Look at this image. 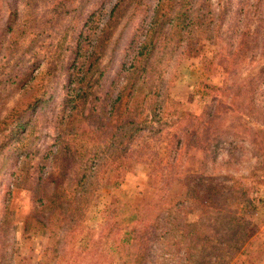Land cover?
<instances>
[{
	"label": "trees",
	"instance_id": "1",
	"mask_svg": "<svg viewBox=\"0 0 264 264\" xmlns=\"http://www.w3.org/2000/svg\"><path fill=\"white\" fill-rule=\"evenodd\" d=\"M72 2L67 0L56 17L52 15L42 22L61 27L60 17L73 14L59 32L57 58L49 68L54 93L30 96L19 112L14 110L0 142L2 166L20 162L25 170L37 158L30 176L34 193L30 221L55 238L51 246L54 259L60 261L65 256L69 236L81 222L101 219L106 225L105 244H114L120 232L116 245L125 252L120 264L264 261L262 235L258 233L262 225L258 211L263 201L255 188L263 183L262 177L252 173L247 177L249 183L225 168L231 161L224 159L211 141L204 148L205 168L184 181L183 200L163 193L157 201L140 208L118 205L120 212L112 210L108 218H100L96 209L101 181L109 172L130 170L132 163L140 159L139 152L144 151V144L138 147L135 143L146 133H160L171 127V131L178 132L176 146L196 136L198 123L185 125L186 116L166 109L168 80L163 77V66L169 67V61L174 60V67L179 68V57L187 51L183 45L197 34L216 38L212 26L223 23L226 15L229 21L232 18L229 3L220 6V0H155L149 9L145 0H117L107 9L102 1L98 10L83 16V0L70 10ZM7 7L12 15L5 19L2 32L14 39L7 48L12 56L20 50L24 30L15 28L19 21L16 6ZM239 10L242 12L243 7ZM138 12L147 15L132 28L131 21ZM24 25L31 26L28 22ZM231 30L229 24L218 26L229 40L235 32ZM68 52L70 64L61 76ZM12 78L25 82L29 76ZM46 138L51 142L42 146ZM220 143L227 153L235 145L229 137ZM174 146L165 153H171ZM173 162L169 163V175L161 176L163 183L174 182ZM195 205L202 211L198 220L190 223L187 211ZM34 225H29L27 231Z\"/></svg>",
	"mask_w": 264,
	"mask_h": 264
},
{
	"label": "rangeland",
	"instance_id": "2",
	"mask_svg": "<svg viewBox=\"0 0 264 264\" xmlns=\"http://www.w3.org/2000/svg\"><path fill=\"white\" fill-rule=\"evenodd\" d=\"M66 1L0 0V120L7 122L5 125L0 122V142L6 135L3 130L7 126L9 128V118L14 110L19 112L20 106H24L30 96L54 93V78L49 68L57 58L55 49L59 32L73 14L60 17L61 27L44 25L42 22L52 15L56 17ZM102 1L107 9L117 2L83 0V16L98 10ZM145 1L149 9L155 2ZM247 1L249 3L246 0H220V6L229 3L232 18L229 21V15H226L223 23L212 26L216 38H209L205 33L197 34L183 45L187 51L186 55L179 57V68L174 67V60L169 61V67L163 66V77L168 80L166 109L186 116L185 125L191 127L198 123L196 136L186 138L176 146L178 132L171 131V127H165L160 133H146L135 143L138 147L144 144V151L139 152L140 159L132 163L130 170L109 172L101 181L95 197L100 218L110 217L112 210L120 212L118 205L146 206L157 201L163 193L171 199L183 200L186 193L184 181L205 168L203 162L207 161V153L204 148L211 141L219 154L231 161L225 168L246 179L252 173L262 177L263 183L256 184L255 188L260 190L259 197L263 201L258 211L262 223L258 233L262 235L263 252L264 0ZM77 2L73 0L69 9L73 10ZM8 4L16 6L14 11L18 12L16 30H24L20 35V50L12 56L8 55L7 48L14 39L4 36L2 32L5 19L12 15ZM241 7L242 12L239 10ZM146 15L138 12L131 21V27L139 26ZM23 22L31 26H23ZM223 24H229L231 31H235L231 40L225 37L223 31H218V26ZM41 31L42 34H37ZM69 56V52L66 53L61 76H65V70L69 67ZM12 76L29 78L20 82ZM24 83L27 84L22 86ZM52 130L50 127L49 131ZM226 137L235 142L228 153L220 143ZM50 142L46 138L42 146ZM172 145H175L173 151L165 153ZM36 160L24 170L20 162H8L2 166L0 157V264H45L49 260L52 261L50 264H120L125 254L116 245L120 232L114 244L110 241L105 244L106 225L101 224V219L81 222L69 236L65 256L60 261L59 258L54 259L51 246L55 238L46 228L30 221L34 206L30 176ZM172 160L175 165L171 173H175L174 182L166 184L161 176L169 175ZM247 180L250 183V179ZM201 211L198 205L191 207L187 211V221L196 222ZM29 225H34V229L27 231ZM257 264H264L263 258Z\"/></svg>",
	"mask_w": 264,
	"mask_h": 264
}]
</instances>
